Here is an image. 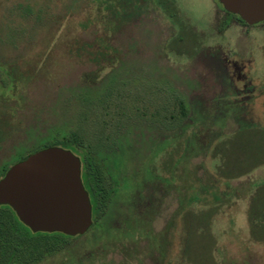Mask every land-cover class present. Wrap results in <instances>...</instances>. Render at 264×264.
<instances>
[{
  "label": "rangeland",
  "instance_id": "1",
  "mask_svg": "<svg viewBox=\"0 0 264 264\" xmlns=\"http://www.w3.org/2000/svg\"><path fill=\"white\" fill-rule=\"evenodd\" d=\"M215 1L176 0L200 36L176 47L156 0H0V174L80 132L138 178L39 264H264L248 217L264 165L225 179L214 156L264 126V23L223 28Z\"/></svg>",
  "mask_w": 264,
  "mask_h": 264
},
{
  "label": "water",
  "instance_id": "2",
  "mask_svg": "<svg viewBox=\"0 0 264 264\" xmlns=\"http://www.w3.org/2000/svg\"><path fill=\"white\" fill-rule=\"evenodd\" d=\"M248 24L264 21V0H219ZM0 204L10 205L33 232L85 234L92 205L78 155L63 146L41 149L15 163L0 178Z\"/></svg>",
  "mask_w": 264,
  "mask_h": 264
},
{
  "label": "trees",
  "instance_id": "3",
  "mask_svg": "<svg viewBox=\"0 0 264 264\" xmlns=\"http://www.w3.org/2000/svg\"><path fill=\"white\" fill-rule=\"evenodd\" d=\"M178 108V114L174 111L173 118L181 122L187 112L183 105ZM240 136L247 139V142L241 144L246 151L233 156L234 141ZM84 142L80 132H73L63 139L51 142L46 147L63 146L74 151V146L85 148ZM219 154L222 164L219 166L218 173L225 179L240 178L264 165V126L251 125L240 128L235 134L228 136L215 146L214 156ZM5 170L0 174V178L5 175ZM200 217L206 223L209 222L210 214L203 212ZM248 217L251 237L255 241L264 242V182L257 186ZM74 237L61 232H33L19 219L10 205L0 204V264H39L68 247ZM209 257L211 260V256ZM203 264L208 262L204 261Z\"/></svg>",
  "mask_w": 264,
  "mask_h": 264
},
{
  "label": "flooded vegetation",
  "instance_id": "4",
  "mask_svg": "<svg viewBox=\"0 0 264 264\" xmlns=\"http://www.w3.org/2000/svg\"><path fill=\"white\" fill-rule=\"evenodd\" d=\"M215 3L217 12L220 11L224 15L223 28L229 26L232 20H237L238 23L247 27L258 26L264 23L262 21L256 24H248L239 15L227 11L219 0H216ZM156 5L178 27V37L176 36L172 45L192 46L193 42L199 41L198 38L200 36L198 37L195 29L186 22L176 0H156ZM97 148L74 146V152L79 156L81 161L82 182L89 194L92 205V224L88 231L103 221L111 212L118 192L121 191L123 193L125 190L131 188L129 184L130 179H132V183L138 181L135 173L131 177L124 170L120 171V173L114 170L113 165L111 163L108 164L109 158L102 155L103 151L100 152Z\"/></svg>",
  "mask_w": 264,
  "mask_h": 264
}]
</instances>
